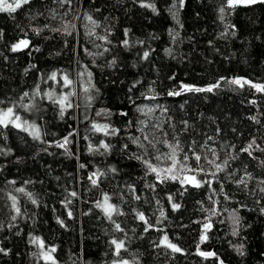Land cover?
<instances>
[{
	"label": "trees",
	"instance_id": "16d2710c",
	"mask_svg": "<svg viewBox=\"0 0 264 264\" xmlns=\"http://www.w3.org/2000/svg\"><path fill=\"white\" fill-rule=\"evenodd\" d=\"M143 2L157 11L141 7V0H30L15 13L0 12V110L12 107L41 132L34 140L0 126V249L7 251L0 252V264H45L33 237L56 248V264H264V92L228 82L264 85V5H237L221 20L226 0H185L178 10L174 0ZM20 39H28L29 48L12 52ZM54 72L57 79H49ZM217 83L211 92L181 91L182 85ZM47 93L54 99L72 93V107L61 116ZM147 107L151 111L144 112ZM93 124L107 125L110 134L96 132ZM152 131L153 142L179 141V156L187 152L191 167L197 165L190 148L202 156L206 173L216 169L204 157L228 164L214 177L197 174L211 186L158 183L135 159L155 164L156 155L169 151L159 143V153L149 147L144 155L134 139L146 143L143 136L152 138ZM65 137L69 143L57 146ZM253 141L249 156L242 149ZM92 173H103L96 185ZM241 178L247 187L237 183ZM105 195L118 210L112 220L96 207ZM172 203L180 207L173 210ZM205 224L211 225L207 231ZM165 236L182 251L165 247ZM113 239L124 241L119 255Z\"/></svg>",
	"mask_w": 264,
	"mask_h": 264
},
{
	"label": "snow or ice",
	"instance_id": "6c2138e0",
	"mask_svg": "<svg viewBox=\"0 0 264 264\" xmlns=\"http://www.w3.org/2000/svg\"><path fill=\"white\" fill-rule=\"evenodd\" d=\"M63 2L70 4L71 0H63ZM29 3H30V0H0V12H8L9 14L15 13L23 5H26ZM184 3H185V0H174L173 9H176V10L182 9L184 7ZM240 4H243L245 6L257 5V4L264 5V0H226V4L222 5L219 9L220 19L224 20V18H225L224 14L226 13V11L228 9H234L237 5H240ZM141 7L151 8V10L153 12L157 11L155 5L150 4V3H144L143 0H141ZM172 15H173V18H175L176 17V11H172ZM89 19H91V18H89ZM231 27L233 29L235 28L234 25H232ZM225 34L226 33H222V35H225ZM0 35H2V34H0ZM125 35L127 36V31L125 32ZM232 35H235L234 31L232 32ZM101 39H103V38H101ZM128 43H129V41L127 39H125L123 41V44L125 46H127ZM29 46H30V41L28 39H20L18 42L11 45V51L12 52L23 51L24 49L29 48ZM38 50L39 49H37V51ZM148 56H149V52L145 51L143 53V58L147 59ZM113 63H115V61H113ZM49 79L56 80L57 74L55 72L52 73L51 76L49 77ZM62 79H63V83H64L65 87L71 86L72 81L69 79L68 76L65 75L62 77ZM228 82L231 84L239 85L241 87L244 84H250V86L252 88H254L257 92H264V85L251 84L247 80L242 81L241 79L237 78V79H233V80L228 81ZM133 87H135V85H133ZM216 87H219V83H217L215 85H211L207 88H199V87H194V86H190V85H182L181 91L211 92ZM71 94L72 93L61 95L59 97V99H54V97L52 96L51 93H47L45 95H47L50 100H53L54 103H56L60 106V114H61V116H63L66 108L72 107V104L70 102H68V97ZM180 94H181V92H172V91H170L168 93L169 96L180 95ZM35 95H40L39 91H37L35 93ZM27 96H29V93L25 92L24 97H27ZM0 103H2V101H0ZM149 111H151V109H149ZM9 125H11L12 127L21 129L25 132H28V134L30 136H32V138L34 140H40L41 139L40 129L35 124L29 125L27 121H22L21 117L19 115H15L12 107L7 108L6 110H0V126H3L6 128ZM25 125H27V126H25ZM92 127L96 132L103 131L105 135L110 134L108 131L107 125L103 126V128H102L100 125L93 124ZM145 127H149V126L145 125ZM151 128L158 130V131H163L159 125H151ZM29 129H31V130L29 131ZM116 131L117 130L112 129L111 134H115ZM141 131L143 132L144 129L142 128ZM165 135H167V134L165 133ZM155 136H156V132L152 131L151 132L152 138H150L149 134H144L143 140L146 143H140L139 138H135L134 143H137L139 147L144 149V155H149V151H148L149 147L152 149H156V151L159 153V149L156 146L159 143H163L165 145V147H167L169 149V151L166 154L156 155L155 159L158 161H169L170 163L168 164V166L163 167V168L159 167L158 165H154L150 159H144L143 156H139V155L135 156V159L140 160L144 164L148 173L155 174L158 183H164L166 181L171 180V181H178L182 188H184L185 185H191V186L196 187V188H200V187L204 186L205 184H208L209 186H211V181L200 180L197 178V174L211 175L214 177V176H216L217 172L223 171L224 166L228 164L227 160L223 161V164H221V163H216L215 159L208 160L207 157H204V159H206L208 161V163L211 164L216 169V172L206 173L204 168L200 167V162L202 160V156L200 154L196 153L194 149L190 148L188 150L189 152H191V158L196 161V165H197L196 167H191L188 164L190 157H189L187 152H185L183 154L182 159L179 156V153L183 152V149L180 147L179 141H177L175 144H173V143L169 142L168 140L156 139L155 142H153V138H155ZM209 139H211V137H209ZM68 143H69L68 137H65L63 144H59L57 146L64 147ZM254 144H255V141L250 143L248 145V148L242 149V151L247 152L249 154V156H251L252 152L250 151V149L253 148ZM125 147H127V145H125ZM99 148H102L105 151H107L109 149V145L106 144L104 141H101ZM93 150L94 149L92 148V146H90L89 151H93ZM95 150H98V149H95ZM0 151H2V149H0ZM209 151H212L213 156H216V153L213 149H209ZM217 159H218V157H217ZM81 167L83 168L84 165H81ZM112 171L115 172L116 170L112 169ZM189 173H194V174L189 175ZM98 175H103V173H92V175L89 176V180L91 181V183L93 185L97 184V179L95 177H97ZM248 175H249V178H251L250 174H248ZM237 183L242 184L245 187H247V181L243 178H241L239 181H237ZM260 183L264 184V180L260 181ZM185 190H186V188H185ZM18 191L23 193L24 189L20 188V189H18ZM259 191L261 193H264V187H261L259 189ZM28 195H29V198L31 199V202L33 204H36L37 201L35 199L31 198V194H28ZM71 195L73 197H75L77 194L75 192H72ZM136 198L139 199V197H136ZM11 199L13 200L12 208L15 210L17 215H19L20 209L16 205V202H15L16 198L12 197ZM168 199L171 202L172 196L170 195L168 197ZM108 201H109V197L107 195H105L103 204L97 203L96 207L101 208L102 211L104 212V215L109 220H112L113 213L117 212L118 210L115 208L114 205L108 203ZM257 202L259 203V201H257ZM171 206H172L173 210H176L180 207V205L176 204V203H172ZM260 212L262 214H264V207L260 208ZM68 215H69V217H71L72 213L69 212ZM163 215H164V213L161 212V216H163ZM137 217L139 220L145 221V216L142 213H138ZM12 219L15 220L16 216H13ZM57 222L60 223L62 227L64 226L63 221L58 219ZM238 222H239V217H234V223H238ZM145 223H147V222L145 221ZM150 227H152V225L149 224L145 228V231H148V228H150ZM203 227H204V230L207 231L208 229L211 228V225L205 224ZM115 230L116 231H122V229L118 223L115 224ZM233 234H236L235 229L233 231ZM206 239H207V236L202 233V235L200 237L201 242L205 241ZM30 243H32L33 245H37L39 247V249H40L39 255H40L41 259H43L45 261V264H49V262H50V264H56V260L52 256V253L56 252V248L54 246H52L50 248H46L44 241L38 237L31 238ZM161 243L165 247L171 249L172 252H181L182 251L176 244L171 243L168 240L167 236H165L163 238ZM111 244L115 246V252L117 255H119L120 250L124 247V241H122V240L117 241V240L113 239L111 241ZM197 247L199 248V245H197ZM240 247L242 248V245ZM0 252H3L5 255L7 254V251L5 249H0ZM198 254L202 257H205V258L215 256V253H213V252L200 251V252H198ZM241 254H243V253L241 252ZM119 264H128V261L122 260L119 262ZM220 264H223V262L220 261Z\"/></svg>",
	"mask_w": 264,
	"mask_h": 264
},
{
	"label": "rangeland",
	"instance_id": "374dc122",
	"mask_svg": "<svg viewBox=\"0 0 264 264\" xmlns=\"http://www.w3.org/2000/svg\"><path fill=\"white\" fill-rule=\"evenodd\" d=\"M149 108L150 107L145 108L144 109V112H148L149 111ZM154 159H155V157H154ZM169 163H170L169 161H158V160L155 159V164L154 165H158L159 167H162L163 168V167L168 166Z\"/></svg>",
	"mask_w": 264,
	"mask_h": 264
}]
</instances>
